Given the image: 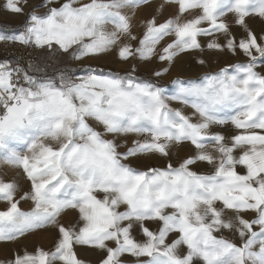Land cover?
Listing matches in <instances>:
<instances>
[{"label":"snow or ice","instance_id":"1","mask_svg":"<svg viewBox=\"0 0 264 264\" xmlns=\"http://www.w3.org/2000/svg\"><path fill=\"white\" fill-rule=\"evenodd\" d=\"M152 3L5 0L25 20L0 43L64 59H0V169L28 182L0 171V244L18 245L0 264H264V27L249 24L264 0H161L135 21ZM113 50L160 67L84 63ZM212 53L244 59L161 86L181 55L207 67ZM50 228L52 247L21 246Z\"/></svg>","mask_w":264,"mask_h":264},{"label":"rangeland","instance_id":"2","mask_svg":"<svg viewBox=\"0 0 264 264\" xmlns=\"http://www.w3.org/2000/svg\"><path fill=\"white\" fill-rule=\"evenodd\" d=\"M38 2L39 0H30V3H38ZM159 2H161V0H153V3L151 5H143L139 9H137L134 18L135 21H139L142 18L149 17L151 14H153L156 8L158 7ZM4 3L5 0H0L1 22L9 23L10 25H12V24L20 23L25 19V17L22 15H16L4 10ZM173 10L174 9L164 10L159 18L161 20L165 19L169 15V13ZM249 24L251 25L253 30L258 33L260 32L261 28L264 27V24H262L259 19H250ZM140 31H142V29H140ZM233 32L235 34H239V29L234 28ZM168 39L170 40L171 38ZM242 59H244L242 56L233 57L230 53H222V54L212 53L209 54V61H210L209 65L207 67H201L199 65H196L189 55H181L176 59L175 65L171 68L170 72L160 78V84L161 86L167 87L170 83V80L172 78H175L177 75L196 77L197 75L205 71L215 70L218 66H222L224 62L235 63L238 60H242ZM84 63H91L93 65L112 69V70L127 69L130 67L132 63H136L137 74L141 76H149L152 70L158 69L160 67L159 63L155 60L151 63H144L137 61H129L128 63H122L116 56L115 50H113L107 55H102L95 59H91V60L86 59ZM171 106L179 107L180 105H178L175 101H173L171 102ZM186 111L190 112L191 109H186ZM177 151L180 156H183L188 151V148L181 147L177 149ZM130 162L134 163V166H136V164H143V163H151L153 165H159L160 163V161L156 159H151V160L141 159L140 161H135V162L130 161ZM198 167L203 169L206 168L207 166L204 164H200L198 165ZM0 171L7 172L9 177L16 176V178L25 188L28 186V182L23 178L22 173H18L15 170L7 168L6 166L0 169ZM2 206L3 205L0 204V207ZM22 207L27 209L28 205L22 203ZM76 216L77 213L73 211H69L66 214H64L61 219L62 222L67 223L69 221L75 220ZM55 237H56V230L53 228H50L48 230H39L35 233L27 235L25 238H23L20 244L21 246H26L29 251L34 250V248L37 246L44 247L45 249H47L52 247L55 241ZM16 247H18V245L16 244H0V258H3V256L9 250ZM76 250L80 255V257L93 262L103 255V253L89 246H77ZM125 259H131V258L125 257Z\"/></svg>","mask_w":264,"mask_h":264},{"label":"built area","instance_id":"3","mask_svg":"<svg viewBox=\"0 0 264 264\" xmlns=\"http://www.w3.org/2000/svg\"><path fill=\"white\" fill-rule=\"evenodd\" d=\"M38 48L33 46H23L20 44H0V54L13 57L27 62L29 58L36 59Z\"/></svg>","mask_w":264,"mask_h":264},{"label":"crops","instance_id":"4","mask_svg":"<svg viewBox=\"0 0 264 264\" xmlns=\"http://www.w3.org/2000/svg\"><path fill=\"white\" fill-rule=\"evenodd\" d=\"M0 29L7 30L9 32L15 31V30H19V29H13L9 23H5V22H1V21H0ZM5 57H8V56H5V55L0 54V59H4ZM45 59H47L52 66H58L59 63H60V61H62L64 58L63 57L53 58L50 55V53H49V51L47 49H40L38 51V53H37L36 60H38V61H44ZM72 66L73 67H79V64H75L74 63Z\"/></svg>","mask_w":264,"mask_h":264},{"label":"trees","instance_id":"5","mask_svg":"<svg viewBox=\"0 0 264 264\" xmlns=\"http://www.w3.org/2000/svg\"><path fill=\"white\" fill-rule=\"evenodd\" d=\"M24 20L22 22H20V23L12 24L11 27L13 29H19L20 30L23 27V25H24Z\"/></svg>","mask_w":264,"mask_h":264}]
</instances>
